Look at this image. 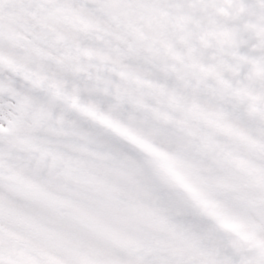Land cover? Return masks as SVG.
<instances>
[{
  "label": "snow or ice",
  "instance_id": "1",
  "mask_svg": "<svg viewBox=\"0 0 264 264\" xmlns=\"http://www.w3.org/2000/svg\"><path fill=\"white\" fill-rule=\"evenodd\" d=\"M0 264H264V0H0Z\"/></svg>",
  "mask_w": 264,
  "mask_h": 264
}]
</instances>
